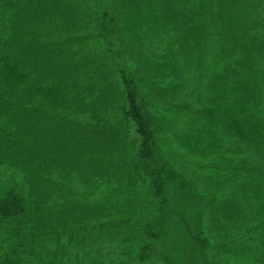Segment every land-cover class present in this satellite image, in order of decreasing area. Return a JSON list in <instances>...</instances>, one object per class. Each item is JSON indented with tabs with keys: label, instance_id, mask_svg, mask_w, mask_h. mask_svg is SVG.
I'll return each instance as SVG.
<instances>
[{
	"label": "trees",
	"instance_id": "16d2710c",
	"mask_svg": "<svg viewBox=\"0 0 264 264\" xmlns=\"http://www.w3.org/2000/svg\"><path fill=\"white\" fill-rule=\"evenodd\" d=\"M52 1L0 0V264H264V0Z\"/></svg>",
	"mask_w": 264,
	"mask_h": 264
},
{
	"label": "rangeland",
	"instance_id": "374dc122",
	"mask_svg": "<svg viewBox=\"0 0 264 264\" xmlns=\"http://www.w3.org/2000/svg\"><path fill=\"white\" fill-rule=\"evenodd\" d=\"M92 1V4H91V12L93 11H97L99 10V8H101L102 10V5H103V1L102 0H91ZM67 2L66 0H62V3H61V6L60 8H58L56 6V3H55V0L52 1L51 3V13H52V21H51V24H50V29H51V34H50V40L52 43H55L57 41H63L64 38H67L68 37V33L70 32V27H68L67 25V22L68 20L66 19H63L61 18L60 16V13L62 15H64V13L66 12L67 10ZM68 12V11H67ZM66 12V13H67ZM54 16H57V18L55 19ZM212 19V22L216 24L215 20L213 19V17L211 18ZM53 20H55V23L57 25H59V23H61L62 25L59 27H57L56 25H54V22ZM66 20V21H65ZM66 24V25H65ZM184 47H183V51H181V54L178 55V58L179 60L182 62V63H186L189 67L188 69V77L190 78V76L192 75V72L194 71V69L197 67L198 65V56L196 55V51H198V46L199 45H202L204 46L205 48H208L210 49L212 45H207V44H204L202 43L201 41H198L197 37H192L191 39L189 38V40H184ZM182 43V41H181ZM93 46H96L94 43H88L87 47L89 49H93ZM133 55L135 53H132ZM173 57H176V54H172ZM214 55V54H213ZM135 56V55H134ZM137 60L135 61L133 59V61H131V59L126 56L124 59H125V63L126 65L130 66L132 65V62L138 64L139 67H141V61H140V57L138 58L137 57V54H136V57ZM70 60H72V57H70L68 54H64V57H60L58 54L55 55V63L56 62H59V63H62L64 64L66 67H67V62H70ZM79 60V59H77ZM90 67V66H88ZM58 66H55V69H57ZM142 70V69H141ZM143 71V70H142ZM50 72H53V73H58V70H53V71H50ZM59 74V73H58ZM46 80H48V84L51 85V86H54V87H60V86H64L65 84H67L69 87L72 86L71 84V81L67 78L65 81L63 80L62 76H48L46 78ZM47 110L48 107H46ZM57 109V108H56ZM174 135V134H173ZM103 144L104 142H101V139H99L97 141V145H98V148H99V152L96 153L95 155L97 156L96 158V164L99 160H101V163L98 165L100 166H105V165H112V169L116 166V163L114 161V163L112 164V161H110V157H109V154L111 156L112 154V151L110 150V153H106L108 148L106 150L102 149L103 150V153L101 152V148L103 147ZM114 151V150H113ZM68 170H70L72 172V174H76V173H80L77 175V178L76 176L74 175V180L70 181V182H67L65 183V189L67 190H73L72 192H78L80 194H84V178H83V171L80 167H76L75 166V163H70V165H68ZM60 171V169H58V172ZM69 192V191H68ZM167 192L169 193L168 196H169V206H170V209L172 210L171 213H170V216H171V221L173 222V227H174V230L175 228H182V224L180 223L179 221V218L176 217V213H178V208L176 206V203H175V199L176 197L174 196V192H172L171 190H167ZM183 231V232H182ZM181 231V234L182 236L184 237V240H188L189 239L187 238V236H185L186 234V229L182 230ZM170 240L167 238V242H166V245L168 247L167 250L168 252L170 253V248L173 243L172 242H169ZM171 257H175V260H177V263L176 264H183L181 262H179L178 258L180 259V257L182 258V256L180 255H175L174 252L171 253ZM178 257V258H177ZM181 260V259H180Z\"/></svg>",
	"mask_w": 264,
	"mask_h": 264
}]
</instances>
